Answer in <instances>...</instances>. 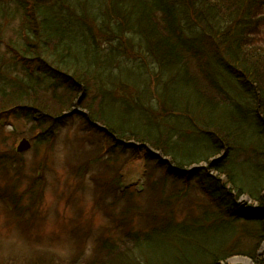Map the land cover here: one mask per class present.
Listing matches in <instances>:
<instances>
[{
	"label": "trees",
	"instance_id": "obj_1",
	"mask_svg": "<svg viewBox=\"0 0 264 264\" xmlns=\"http://www.w3.org/2000/svg\"><path fill=\"white\" fill-rule=\"evenodd\" d=\"M1 1L0 118L12 114L30 123L38 147L52 141L76 114L78 132L149 145L170 159L161 162L153 153L139 154L141 148L131 144L113 143L121 145L115 147L118 153L130 149L135 158L151 164L140 192L147 191L149 197L142 203L136 191L126 195L117 181L114 188L119 229L134 217L143 221L141 229H122L115 239L100 238L89 256H80L79 261V257L38 253L29 264H225L230 256H248L219 254L226 249L233 224L244 217L234 201L239 197H247L256 207L248 212L262 234L253 248L256 252L264 241V149H258L256 156L261 157L248 165L253 167L250 179L231 165L223 170L212 160L221 150L240 152L246 130L260 131L264 139V122L259 118L261 112L264 115V45L257 41L259 36H252L250 21L263 6L252 9L264 0H186L190 20L182 0H21L18 9ZM16 14L23 17L7 36L3 26L8 23L3 21ZM129 29V36L123 38ZM124 43L158 62L160 68L153 73L168 82L167 87L155 86L158 92L150 114L142 103L150 93L147 66L128 57ZM131 68L139 73L133 74ZM110 73H117V83ZM129 80L138 92L134 102L117 96L115 90L128 89ZM175 82L183 90L174 94ZM80 95L83 114L72 111ZM229 97L236 103L218 104ZM256 98L259 103L253 101ZM166 112L169 117H163ZM176 113H187L191 123L179 120ZM203 163L207 167L191 169ZM181 200L194 204L196 210L177 221L174 216ZM211 231L216 233L207 237V246L215 251L205 263V244L200 247V241Z\"/></svg>",
	"mask_w": 264,
	"mask_h": 264
},
{
	"label": "rangeland",
	"instance_id": "obj_2",
	"mask_svg": "<svg viewBox=\"0 0 264 264\" xmlns=\"http://www.w3.org/2000/svg\"><path fill=\"white\" fill-rule=\"evenodd\" d=\"M20 1L2 0L1 3L18 9ZM182 4L186 8L185 13L188 14L187 18L190 20L191 11L186 4V0H182ZM261 6L263 7L260 8L258 17L251 18L250 21L254 28L252 36H259L257 41L264 45V18L261 16V13H264V4L254 7L252 11ZM19 17L23 16L16 14L13 19L7 18L8 20L3 21L4 24L8 23L3 26L4 34L8 36L11 29L16 28ZM129 34L130 29L127 30L123 38L129 36ZM133 43L138 44L137 40H134ZM123 46L126 47L125 53L128 57L141 59V63L147 66V68H144L147 69L144 73L148 77L147 84L150 93L147 101L142 103H144L146 111L150 114V103L154 104L153 102H156L155 97L158 92L155 91V86L158 85L163 88L162 85L165 83V87H167L168 82H164L158 73H153V70L156 71V67L159 69L160 66L146 52L140 51L137 46H134L135 53L130 44L125 45L124 43ZM206 46L207 41L205 39ZM194 55L191 56L195 59ZM131 71L135 75L139 73L138 69L131 68ZM109 76L111 81L117 83V73H110ZM157 81H160V83L157 84ZM128 84V89L119 88L118 90V87H116V94L124 97L127 101L134 102L138 92L134 89L132 80H129ZM111 86L109 85L108 88ZM97 88L98 85L95 89L97 90ZM181 89L180 83L175 82L173 93L175 94ZM199 95L202 97L200 93ZM256 95L258 97L260 93L257 91ZM183 97H189V95ZM81 99L82 96L79 99V104L73 106V112L83 114L84 110L80 106ZM215 99L217 101V98ZM259 99L256 98L253 101L259 103ZM235 103L236 101L229 97L224 101L220 100L218 104L232 105ZM260 107L262 106L259 105V108L256 106L254 111L256 116L261 112ZM160 110L158 111L160 112ZM170 112L163 114V117H169ZM261 114L259 118L264 122V115L262 112ZM157 115L158 113H155L152 116L155 118ZM72 116L73 118L65 121V127L58 131L50 145L47 141L45 145L37 147V149H34L32 145L31 137L35 131L32 130L30 123H23L19 118L15 119L12 114H4L1 118L4 126H0V161H4V164L6 162V169L0 168V192L7 191L6 188L9 189V193L13 191V199L18 202V207L24 212V223L21 225L23 228L26 227V230L21 229L16 222L9 221V216L5 214L0 204V264H28L31 253L38 252V250L44 253L51 252L59 257H79L77 259L79 261L81 260L80 256L89 255V252L96 246L100 238L112 236L111 239H115L119 229L112 227V224L94 200L95 193L99 192L103 199L101 200L102 204L106 207L111 206L115 193V189L112 188V180L115 175H117L115 182L120 183L122 189L128 195L136 191V198L141 203L149 197L147 191L140 192L146 186L147 179L144 174H148L147 168L151 164L148 163L145 168L143 158H135V153L130 149L118 153L116 148L110 149L108 144L106 148H102L103 137L101 135L93 134L89 143H84V132H77L75 129L79 124V117L76 114ZM176 116L179 117V120H184L183 122L191 123V121H187V113L181 115L176 113ZM113 117L116 116L113 115ZM165 120L167 121V119ZM12 125L16 126V131H13ZM175 129L179 130L178 123ZM208 129L213 130L212 127H208ZM22 138L30 143V148L17 153L15 148ZM243 138L245 142L239 144L240 150L242 149L240 152L237 149L228 154L225 150H221L222 152L212 161L216 162L215 165L217 164L223 170L231 165L244 178L250 179L253 177V167L248 165L252 163V160L255 162L261 157L260 155L256 156V152L259 153L258 149H264V139L260 131L251 134L248 130L245 131ZM207 145V143H204V146ZM143 146L140 148L143 149ZM195 146L197 145H193V147ZM144 147L148 151L158 153L157 157L159 159L163 158L160 151H156L149 145ZM141 149L137 150L139 154L143 153ZM185 154L187 155L186 152ZM179 157L182 158L183 154H180ZM225 157L227 158L224 159ZM185 158L187 157L185 156ZM166 160L170 161L169 158H166ZM103 161L106 165L102 164ZM200 165L207 167V164L204 163ZM156 173H158L157 170ZM104 183L107 184L105 190L100 187ZM109 189H113L114 193L108 194L107 190ZM190 194L194 196L193 192H190ZM182 200L175 211L174 217L177 221L182 220L186 215L194 213L196 210L194 204H189L187 201L182 202ZM242 202L248 206L250 200L247 197H242ZM111 210L118 216L112 207ZM197 215L198 213L193 216ZM242 215L244 217L233 224L235 229L226 241V249L223 248L219 254L223 253L225 255L231 251L246 252L248 256L251 255V258L244 255L230 256L225 264H246V262H243L244 260H248L251 264H264V241L262 240L256 252L253 249L256 246L257 239L262 235L259 232V224H257V221L251 220V215L248 213H242ZM142 223L143 221L134 217L127 229L132 232L138 231L141 229ZM208 224L202 225L206 226ZM215 233V231H211L209 234L203 235L200 241V247H204L203 243L205 244V263L209 262L215 251L214 246H207L209 244L207 237L212 238Z\"/></svg>",
	"mask_w": 264,
	"mask_h": 264
},
{
	"label": "water",
	"instance_id": "obj_3",
	"mask_svg": "<svg viewBox=\"0 0 264 264\" xmlns=\"http://www.w3.org/2000/svg\"><path fill=\"white\" fill-rule=\"evenodd\" d=\"M28 148H29V143L27 141L23 140L20 143V145L18 146L17 150H18V152H22V151H24V150H26Z\"/></svg>",
	"mask_w": 264,
	"mask_h": 264
},
{
	"label": "bare ground",
	"instance_id": "obj_4",
	"mask_svg": "<svg viewBox=\"0 0 264 264\" xmlns=\"http://www.w3.org/2000/svg\"><path fill=\"white\" fill-rule=\"evenodd\" d=\"M243 262H246V264H251L248 260H244Z\"/></svg>",
	"mask_w": 264,
	"mask_h": 264
}]
</instances>
